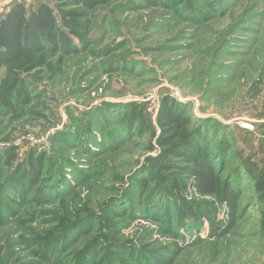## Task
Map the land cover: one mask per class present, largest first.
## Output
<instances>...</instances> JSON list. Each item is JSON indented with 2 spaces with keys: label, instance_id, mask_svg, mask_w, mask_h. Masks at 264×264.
<instances>
[{
  "label": "rangeland",
  "instance_id": "rangeland-1",
  "mask_svg": "<svg viewBox=\"0 0 264 264\" xmlns=\"http://www.w3.org/2000/svg\"><path fill=\"white\" fill-rule=\"evenodd\" d=\"M14 1L0 0V17ZM162 3L113 0L93 12L87 49L0 72L3 95L21 80L33 86L30 102L0 104V156L16 147L19 161L46 159L27 191L9 185L14 164L0 161V264H264V208L251 187L232 210L179 173L200 203L195 219L161 181L136 188L168 173L146 168L166 96L186 103L214 153L229 140L264 167V0H196L198 13Z\"/></svg>",
  "mask_w": 264,
  "mask_h": 264
},
{
  "label": "trees",
  "instance_id": "trees-1",
  "mask_svg": "<svg viewBox=\"0 0 264 264\" xmlns=\"http://www.w3.org/2000/svg\"><path fill=\"white\" fill-rule=\"evenodd\" d=\"M112 1L42 0L36 4L24 0L12 2L0 17V72L4 71L9 78L16 73L13 67L30 56L45 53L72 55L87 49L91 43L93 12ZM144 1L150 6H158L166 0ZM184 1L190 12L198 13L196 0ZM17 83L7 88V96L0 93V104L14 107L17 101L25 103L32 100L33 86L26 80H21L19 85ZM196 122L188 113L186 103L170 96L163 98L157 115L160 132L155 135L158 149L156 154L147 157L146 168L150 171L168 173L155 179L149 176L138 178L136 188L145 193L154 180L161 181L169 186V190L166 191L169 193L170 201L175 196L174 201L180 211L195 219L199 216L197 207L200 203L191 202L185 197L178 178L179 173H184L189 176V183H186L188 186L196 188L201 193L217 194L221 202L232 210H236L240 203L243 185L254 190V199L264 208V167L260 166L252 155H246L242 148L234 150L229 140L220 141L219 151L214 153L209 136ZM150 148L153 149V145ZM16 150V147H11L2 151L0 161L5 157L10 159H6V162L14 164L11 173L13 176L9 175L7 179L9 185L17 188V181L19 186L22 184V188L27 191L39 184L46 169V159L42 154L36 157L30 154L28 159L19 161ZM231 156L236 157L237 167L231 169L230 178L227 175L223 177L220 170H225L226 159ZM244 175L248 176L245 184ZM220 226L221 223L214 221L211 223L213 235H221L218 232Z\"/></svg>",
  "mask_w": 264,
  "mask_h": 264
},
{
  "label": "built area",
  "instance_id": "built-area-1",
  "mask_svg": "<svg viewBox=\"0 0 264 264\" xmlns=\"http://www.w3.org/2000/svg\"><path fill=\"white\" fill-rule=\"evenodd\" d=\"M26 140H27L29 143H36V142H38V140L36 139V137L33 136V135H31V134L26 136Z\"/></svg>",
  "mask_w": 264,
  "mask_h": 264
}]
</instances>
